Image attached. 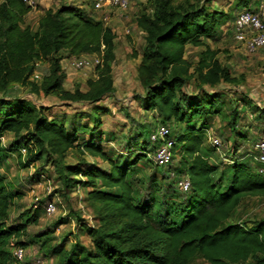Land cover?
<instances>
[{
    "label": "trees",
    "instance_id": "obj_1",
    "mask_svg": "<svg viewBox=\"0 0 264 264\" xmlns=\"http://www.w3.org/2000/svg\"><path fill=\"white\" fill-rule=\"evenodd\" d=\"M148 1L151 11L137 18L146 41L137 68L144 94L137 98L144 109L156 112L161 123L169 126V138L174 144L171 161L165 165L156 163L140 189L133 176L146 156L143 150L155 154L158 144L151 140L152 131L142 129L138 134L142 141L133 158L113 157L99 136L81 137L80 123L66 124L65 117L50 118L46 107L25 97L8 95L10 88L20 86L72 102L101 101L115 91V29L98 19L96 13L65 3L46 9L37 28H33L25 24V16L32 10L30 5L23 0H0V264H19L11 243L25 249L22 237L31 222H38L42 203L39 200L38 207L32 206L35 212L26 221H10L12 207L23 195L10 188L2 168L10 153L18 151L21 156L22 148L27 150L23 167L46 154L64 159L73 148L83 155L100 157L109 165L103 167L82 157L59 169L67 189L77 183L89 187L87 200L97 220L96 226L84 227L93 238L94 249L74 244L62 256L61 264H192L198 257L209 264H264V217L234 219L244 198L264 197V174L256 170L253 153L244 147L255 135L238 128L242 115L236 106L228 120L234 135L229 163L222 167L221 162L213 160L218 149L207 144L211 118L220 112L223 102L218 93L203 88L222 81L237 82L209 40L219 38L221 24L232 15L210 10L200 1ZM247 3L241 0L239 6ZM190 45L204 47L196 63L186 56ZM63 50L67 55L61 53ZM84 54L101 55L95 76L87 79L85 90L66 89L62 60ZM41 61L50 66L39 84L33 76ZM192 78L202 89L195 95L183 89ZM92 109L98 125L99 114L106 109L99 105ZM263 113L264 110L261 118ZM7 134L12 137L8 145L3 143ZM76 176L85 179L81 181ZM182 179L190 181L188 191L182 190ZM42 235H37V241ZM49 239L46 237L41 247Z\"/></svg>",
    "mask_w": 264,
    "mask_h": 264
},
{
    "label": "rangeland",
    "instance_id": "obj_2",
    "mask_svg": "<svg viewBox=\"0 0 264 264\" xmlns=\"http://www.w3.org/2000/svg\"><path fill=\"white\" fill-rule=\"evenodd\" d=\"M191 1H200L210 10H222L228 15H232L221 24L219 38L209 40V43L213 49H218V58L223 65L230 68L232 76L237 79V82L222 81L215 86L205 85L203 88L210 93H218L220 101L223 102L220 112L211 118L207 136L213 134L222 140L221 149L217 150L212 157L217 163L221 162L224 167L231 160L229 153L233 150L234 135L231 134L228 124L229 114L233 107L236 106L242 115L238 128L248 129L250 135H255L254 140L244 144L250 154L253 153L257 140L264 138V117L259 116L264 110V48L250 53L236 40L234 33V21L237 13L244 8H255L259 0H247V5L240 6L241 0ZM35 2V6L25 16V24L33 28H37L39 18L46 9H56L64 3L74 4L86 11H92L84 0H35ZM151 9L152 5L148 0H132V6L127 13L123 15L119 12L113 13L106 24L113 27L117 34L116 58L113 62L115 91L103 97L101 101L97 103L72 102L62 100L56 95H47L44 92L33 93L30 89L20 86L10 88L8 95L10 97H25L38 106L46 107L45 113L50 118L63 119L65 117L66 124L70 121H74L77 125L80 123L81 137L89 139L91 134L99 136L113 157L123 155L133 158L138 152L136 151L139 148L138 144L142 141L138 137L142 129H146V133L147 130L153 132L158 125L162 124L157 113L144 109L142 102L137 98L138 95L144 94L137 68L146 45L145 32L138 27L137 18ZM95 15L97 17V14ZM203 49V46L190 45L187 48L186 56L190 61L196 63ZM61 53L67 55L66 50ZM82 56L88 59V64L82 68L71 66V62L76 56H66L62 60L63 69L67 74L64 82L66 89L74 90L76 87H80L85 90L87 79L96 74L94 59L101 55L84 54ZM49 66L47 61L38 62L33 79L40 84L43 77L48 75ZM197 83L194 78L190 79L183 87L184 91L190 95L199 93L202 89L198 87ZM96 105L106 109L99 114L101 123L98 125L94 122L93 113L95 112L92 109ZM256 107L260 109H256ZM93 127L96 129L95 132H91ZM133 137H136L137 140H132ZM238 139L245 141V138L240 136ZM11 140V135L7 134L3 138V143L8 145ZM207 144H211L208 138ZM30 145H34V143L31 142ZM143 151L146 156L138 164L139 168L133 176L135 186L140 189L143 188L142 181L144 183L147 181L148 174L155 169L156 165L154 152H148V149ZM82 157L90 162L95 161L103 167H109L108 163L100 157L83 155L77 148L70 149L66 157L61 160L54 154L49 156L46 154L44 158L28 167H23L21 164L26 160L27 155L19 156L18 151L10 153L2 172L6 176L10 188L23 195L16 200L12 207L10 221H26L35 212V208L32 206L36 202V198L42 201L38 208V222H31L22 237L26 241V254L24 259L18 262L19 264H25V262L29 264H61L62 256L74 244L94 249L93 238L84 228L97 224L93 207L87 200L89 187L77 183L76 187L67 189L60 178L59 169L63 168V165L77 163ZM76 179L83 181L85 178L76 176ZM49 202H54L57 207L56 212L51 215L46 210ZM263 217L264 197L248 196L243 199L234 219L242 221ZM41 233L44 237L37 241L40 238L37 235ZM46 237H50V239L46 240L44 247H41V243ZM38 259H41L42 262L38 263ZM192 264L209 263L198 257Z\"/></svg>",
    "mask_w": 264,
    "mask_h": 264
},
{
    "label": "built area",
    "instance_id": "obj_3",
    "mask_svg": "<svg viewBox=\"0 0 264 264\" xmlns=\"http://www.w3.org/2000/svg\"><path fill=\"white\" fill-rule=\"evenodd\" d=\"M87 2L91 10L97 14V18L108 23L113 13L119 12L121 15L127 13L132 6V0H84ZM24 3L34 7L35 0H23ZM130 32V29H128ZM234 33L236 40L243 45L246 51L252 53L259 49L264 48V0H259L255 10L246 9L241 11L234 24ZM102 62V57L94 59V64L98 65ZM88 64V59L85 56L74 58L71 62V66L75 68H82ZM170 128L165 124L158 125L157 128L151 134V140L158 144L155 151V162L158 165H165L171 161L172 158V146L174 140L169 138ZM209 142L215 146L218 150L221 149L222 140L213 134L208 135ZM253 161L256 165V170L259 173L264 174V138L259 139L254 145ZM26 148H22L21 152L26 154ZM180 186L183 191L190 189V181L188 179H182ZM38 199L34 203V207H38ZM48 214L56 212L57 207L54 202H49L46 206ZM11 248L14 258L19 262L24 259L25 249L16 245L13 241ZM38 263L42 260L38 259Z\"/></svg>",
    "mask_w": 264,
    "mask_h": 264
},
{
    "label": "crops",
    "instance_id": "obj_4",
    "mask_svg": "<svg viewBox=\"0 0 264 264\" xmlns=\"http://www.w3.org/2000/svg\"><path fill=\"white\" fill-rule=\"evenodd\" d=\"M36 70H37V68H36ZM36 72V71H35ZM34 77V76H33Z\"/></svg>",
    "mask_w": 264,
    "mask_h": 264
}]
</instances>
